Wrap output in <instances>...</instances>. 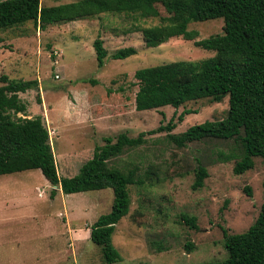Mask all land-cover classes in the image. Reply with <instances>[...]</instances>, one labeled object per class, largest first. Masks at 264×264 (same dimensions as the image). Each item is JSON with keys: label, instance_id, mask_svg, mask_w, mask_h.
<instances>
[{"label": "rangeland", "instance_id": "374dc122", "mask_svg": "<svg viewBox=\"0 0 264 264\" xmlns=\"http://www.w3.org/2000/svg\"><path fill=\"white\" fill-rule=\"evenodd\" d=\"M71 1L40 0L44 6ZM159 9L161 15L169 14L166 7ZM158 23L159 18L135 20L106 13L45 29L28 21L0 30V74L38 81V88L19 96L26 103V117H42L59 176L78 174L95 147L104 144V137L115 139L123 132L136 137L171 117L177 122L184 109L191 112L172 133L226 116L228 95L218 102L188 101L177 109L167 105L135 110L137 69L214 55L182 37L146 47L141 32L134 28ZM222 27V18L188 25L198 31L197 39L221 34ZM97 37L103 39L107 52L101 68L93 47ZM128 46L137 53L112 58L113 52ZM145 138L142 146L124 150L111 162L125 171L137 167L142 177L152 176L143 186H129V213L112 234L121 256L119 264H202L225 259L224 231H246L264 201V158L255 157L252 169L235 175V161L225 159L234 149L231 140L205 138L178 148L166 132ZM198 164L208 176L194 190ZM52 189L39 169L0 175V264H103L100 247L90 240L88 231L99 215L110 210L112 189L71 194L58 190L51 197ZM181 214L195 217L197 228L185 223ZM186 243L192 244L191 250Z\"/></svg>", "mask_w": 264, "mask_h": 264}, {"label": "trees", "instance_id": "16d2710c", "mask_svg": "<svg viewBox=\"0 0 264 264\" xmlns=\"http://www.w3.org/2000/svg\"><path fill=\"white\" fill-rule=\"evenodd\" d=\"M160 5L169 10L168 15H161ZM106 13L125 14L135 20L159 18L158 24L134 28L141 32L146 47L182 37L214 51L213 56L200 60H179L137 69L135 110L167 105L177 109L188 101L209 98L218 102L228 95V110L221 120H206L181 133H172L177 122L191 112L184 109L177 122L171 117L166 124L141 131L136 137L125 132L115 139L104 137V144L95 147L93 156L78 174L62 177L42 117H26L27 106L19 96L38 88V81L11 79L0 74V175L39 169L57 187L51 190V197L58 190L71 194L112 189L111 208L91 224L89 237L100 247L103 264H119L121 256L113 245L112 234L115 225L129 213V186H143L152 177L150 173L142 177L137 167L125 171L111 163L124 150L142 146L147 134L166 132V137L178 148L205 138L233 141L234 149L225 159L235 161L232 168L235 175L252 169L255 157L264 158V0H74L50 6L42 5L40 0H0V30L28 21L45 29ZM216 18L223 19L221 34L197 39L198 31L188 28L191 22ZM93 47L97 66L101 68L107 55L103 39L97 37ZM136 53L134 46H128L117 49L111 56L125 59ZM207 176V169L198 164L192 189L201 188ZM247 191L250 192L248 188ZM181 219L191 228H197L195 217L181 214ZM224 238L227 257L202 264H264V201L246 231L235 234L224 231ZM185 246L192 249V244Z\"/></svg>", "mask_w": 264, "mask_h": 264}, {"label": "crops", "instance_id": "0c3cea01", "mask_svg": "<svg viewBox=\"0 0 264 264\" xmlns=\"http://www.w3.org/2000/svg\"><path fill=\"white\" fill-rule=\"evenodd\" d=\"M74 234H76L77 232H73ZM88 233H89V236H90V231H88Z\"/></svg>", "mask_w": 264, "mask_h": 264}, {"label": "water", "instance_id": "95a60500", "mask_svg": "<svg viewBox=\"0 0 264 264\" xmlns=\"http://www.w3.org/2000/svg\"><path fill=\"white\" fill-rule=\"evenodd\" d=\"M54 188H56V186H54Z\"/></svg>", "mask_w": 264, "mask_h": 264}]
</instances>
